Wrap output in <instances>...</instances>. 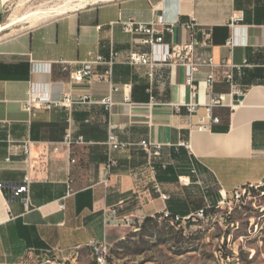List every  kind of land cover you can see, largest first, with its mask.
<instances>
[{"label":"crops","instance_id":"crops-1","mask_svg":"<svg viewBox=\"0 0 264 264\" xmlns=\"http://www.w3.org/2000/svg\"><path fill=\"white\" fill-rule=\"evenodd\" d=\"M129 20L172 25V34H164L170 46L193 40L183 24L210 32L203 44L196 37L195 60L202 65L194 98L185 69L172 63L156 67L151 79L146 67L116 64L111 84L70 81L83 62L132 48L121 25ZM232 36L237 45L229 47ZM209 58L239 69L228 81L225 69L204 64ZM32 61L50 63L49 71H33ZM59 61L68 64L67 71ZM210 73L214 80L208 85ZM31 84L45 86L40 91L52 102L68 97L74 103L27 111ZM231 85L242 99L230 120L228 110L219 109L222 123L198 130L203 106L229 94ZM108 97L109 110L103 105ZM189 102L201 106L196 115L188 113ZM175 105H181L178 113ZM111 135L122 148L112 153L116 165L108 168ZM149 162L167 200L153 190ZM26 177L27 204L26 195L14 196ZM259 182H264V0H105L0 40V264H96L89 244L111 246L126 231L125 225L105 226V211L116 210L123 221L164 217V211L185 221L221 204L219 188L230 192Z\"/></svg>","mask_w":264,"mask_h":264},{"label":"rangeland","instance_id":"rangeland-1","mask_svg":"<svg viewBox=\"0 0 264 264\" xmlns=\"http://www.w3.org/2000/svg\"><path fill=\"white\" fill-rule=\"evenodd\" d=\"M95 1L82 6L81 0H0V40L105 0ZM40 11L51 15L32 22L23 19ZM162 218L144 225L145 218L132 219L119 245H111L107 264H264V185L232 211L227 203L219 204L209 215L194 216L179 226Z\"/></svg>","mask_w":264,"mask_h":264},{"label":"built area","instance_id":"built-area-1","mask_svg":"<svg viewBox=\"0 0 264 264\" xmlns=\"http://www.w3.org/2000/svg\"><path fill=\"white\" fill-rule=\"evenodd\" d=\"M122 29L126 34H129L132 37L133 46L128 51H113L108 59H104L101 56H97L92 60H88L81 64L80 69L70 73V81L73 83H83V82H92L94 80L107 82L111 84L112 68L116 64H127L133 67H146L148 68V76L151 79L153 77L154 69L158 66L172 63L179 65L185 69V85L190 89V96L194 98L196 96L197 88L194 84L195 74L198 71V67L201 66V63L196 62L195 60V47L200 44L196 39L197 35H201V43H205L210 38V32H206L201 28H198L193 22L183 24V27L193 35V40L185 42L182 44H176L170 46L164 42V34H172L173 26L165 25L163 23H138L132 20L122 22ZM237 45V40L235 36H232L228 42L227 46L234 47ZM62 65L63 71L68 70V64L63 61L58 62ZM207 67L214 69L215 67H221L225 69V77L228 81L232 80V70L239 69L238 66L229 65L226 63H221L220 65H215L211 58L207 59L204 63ZM33 71L48 72L50 69V63L48 62H31ZM104 67L103 71H98V67ZM214 76L213 73H210L207 78V84L211 85L213 83ZM230 92L227 95H219L215 98H212L210 103L204 107V114L197 116V125L196 128L200 131H209L214 126L222 123L221 118L217 115L216 110L227 109L228 110V121L232 115V112L235 108L234 97H240L242 92L239 91L235 86H230ZM46 89L45 86H38V84H31L28 91L27 100L24 103V108L27 111H32L33 109L47 108L50 109L52 106L56 107H71L73 101L65 97L64 99L52 102L50 97L45 92L40 90ZM114 90V88H113ZM103 105L109 110L113 103L108 97L103 101ZM181 105H175L174 109L178 113L180 111ZM187 111L190 115H196L200 109V105L193 102L185 104ZM68 144H72V140L69 135L66 136L65 140ZM109 147V160L108 168H111L116 165V160L112 157V153L122 148L114 136H110L107 142ZM144 148L149 149V144L142 142L141 144ZM159 147H156L154 155H158ZM28 153V149L26 150ZM148 168L152 177V186L154 192L159 194L163 200H167L168 196L164 194L161 190L160 185L157 183L156 171L154 166L149 162ZM194 174L195 171L193 170ZM180 182L185 183V181L180 178ZM29 178L26 177L23 180V183L14 190V196L19 197L21 195H26L23 199V202L27 204L29 192ZM264 185V182H259L255 185H248L243 187L234 188L229 194L223 188L218 189V194L221 197L220 202L227 203V209L232 211L233 208L245 205L251 200L252 190H257ZM203 209H206L203 208ZM200 209L194 215L199 216L200 212L203 211ZM169 213L164 211V218H168ZM168 220H176L177 226L184 224L182 223V217L173 216ZM103 223L105 226H121L129 225L130 221H123L117 217L116 210L110 209L104 212ZM93 242V253H95V258L98 259L99 264H107V257L110 255L111 246L105 241L103 242Z\"/></svg>","mask_w":264,"mask_h":264},{"label":"bare ground","instance_id":"bare-ground-1","mask_svg":"<svg viewBox=\"0 0 264 264\" xmlns=\"http://www.w3.org/2000/svg\"><path fill=\"white\" fill-rule=\"evenodd\" d=\"M88 1H90V0H81V3H82V6H83V3L84 4H87V2ZM96 2L95 0H92V2ZM80 3V4H81ZM80 8V7H79ZM50 11V10H49ZM53 12L54 11H58V10H52ZM59 11H65V8H63L62 10H59ZM51 15V14H50ZM49 15V13H47V12H34V13H31V14H29V15H27L26 17H24L23 19H26V20H29V21H38V20H42V19H44V18H46V17H49L50 16ZM55 15V14H54ZM53 15V16H54ZM59 15V14H58ZM61 15V14H60ZM223 203H225V202H221V204H223ZM204 215H205V209H203V211H201L200 212V215L199 216H196V217H199V218H202V217H204ZM89 247L91 248V250L93 249V242H91L90 244H89ZM92 253H93V250H92ZM93 255H94V257H95V253H93ZM95 261H96V264H99L98 263V259L97 258H95Z\"/></svg>","mask_w":264,"mask_h":264},{"label":"trees","instance_id":"trees-1","mask_svg":"<svg viewBox=\"0 0 264 264\" xmlns=\"http://www.w3.org/2000/svg\"><path fill=\"white\" fill-rule=\"evenodd\" d=\"M215 206H216V205H215ZM215 206H212V205H211V207L205 209V213L207 212V215H209V213L212 212V211L215 209ZM168 213H169V212H168ZM173 216H175V215L169 213L168 218L163 219V220H161V221H164V222H167V223H168V219L171 218V217H173ZM160 217H161V214H157V215H156V218H160ZM190 219H191V218H190ZM156 221H159V220H158V219H153V218H150V217H146V218H145V221L143 222V225H144V223H150V222H154V223H155ZM190 221H192V220H189V219H188V221H187L186 223H189ZM141 227H142V226H141ZM116 245H119V242L116 243Z\"/></svg>","mask_w":264,"mask_h":264},{"label":"water","instance_id":"water-1","mask_svg":"<svg viewBox=\"0 0 264 264\" xmlns=\"http://www.w3.org/2000/svg\"><path fill=\"white\" fill-rule=\"evenodd\" d=\"M242 98L241 97H234V101H240Z\"/></svg>","mask_w":264,"mask_h":264}]
</instances>
